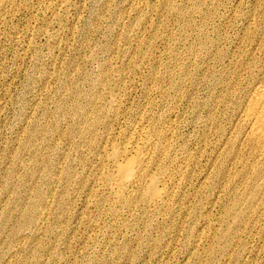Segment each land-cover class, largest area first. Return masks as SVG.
I'll use <instances>...</instances> for the list:
<instances>
[{
  "label": "rangeland",
  "instance_id": "374dc122",
  "mask_svg": "<svg viewBox=\"0 0 264 264\" xmlns=\"http://www.w3.org/2000/svg\"><path fill=\"white\" fill-rule=\"evenodd\" d=\"M261 3L5 9L0 264H264V156L238 140L246 84L233 81ZM132 137L145 161L118 195L109 154ZM158 173L169 195L152 203Z\"/></svg>",
  "mask_w": 264,
  "mask_h": 264
},
{
  "label": "bare ground",
  "instance_id": "6f19581e",
  "mask_svg": "<svg viewBox=\"0 0 264 264\" xmlns=\"http://www.w3.org/2000/svg\"><path fill=\"white\" fill-rule=\"evenodd\" d=\"M21 0H0V17L4 10ZM174 5V4H172ZM257 17L258 31L250 30L246 39L252 42V50L247 47L240 50L236 62L238 74L233 78L235 84L242 82L245 97L240 107L239 122L236 127L238 140L255 151V155L264 156V0ZM245 70L242 73V70ZM240 126V127H239ZM143 138H131L122 148H114L109 154L110 173L109 190L118 195L136 184L145 161ZM167 181L163 173L154 174L144 187L150 202L158 203L169 195Z\"/></svg>",
  "mask_w": 264,
  "mask_h": 264
}]
</instances>
